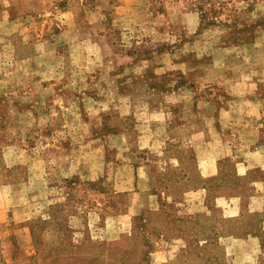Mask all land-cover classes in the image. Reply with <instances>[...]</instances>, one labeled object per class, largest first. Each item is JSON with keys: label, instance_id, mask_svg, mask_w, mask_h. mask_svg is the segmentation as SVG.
Listing matches in <instances>:
<instances>
[{"label": "rangeland", "instance_id": "374dc122", "mask_svg": "<svg viewBox=\"0 0 264 264\" xmlns=\"http://www.w3.org/2000/svg\"><path fill=\"white\" fill-rule=\"evenodd\" d=\"M208 1L0 0L7 264H264V0Z\"/></svg>", "mask_w": 264, "mask_h": 264}, {"label": "crops", "instance_id": "0c3cea01", "mask_svg": "<svg viewBox=\"0 0 264 264\" xmlns=\"http://www.w3.org/2000/svg\"><path fill=\"white\" fill-rule=\"evenodd\" d=\"M132 161H133L132 159L131 160H128V162H127V160H123V161H119L118 160V162L121 165H124V168L128 167V165H131L132 166ZM133 168H134L135 173H136V175L138 177L145 178V179L146 178H150V176L147 173V167H146L145 164H140L137 167H133ZM115 177L117 178L118 177V174ZM123 191H128L127 192V196H130L129 205L131 207H135L137 209H146L152 203V196H151V192H149V190L148 191H145V192H141V191H137V190H134V191L123 190ZM113 220H116L117 221V217H112L110 221L113 222Z\"/></svg>", "mask_w": 264, "mask_h": 264}, {"label": "trees", "instance_id": "16d2710c", "mask_svg": "<svg viewBox=\"0 0 264 264\" xmlns=\"http://www.w3.org/2000/svg\"><path fill=\"white\" fill-rule=\"evenodd\" d=\"M209 1L208 0H195V2L192 3L194 9L201 11L203 9V6L205 4H208ZM221 6H225V4H221ZM202 12V11H201ZM201 20H205L206 21V25L207 26H214L217 23L220 24L221 21L218 20L217 16H215V14H210L209 16L206 13H201ZM237 22H233L231 25V27H233V30H235L237 28L236 26ZM224 27L230 28L229 24H223ZM236 42V40H234ZM1 249V248H0ZM0 264H7L5 262V260H3V258L0 255Z\"/></svg>", "mask_w": 264, "mask_h": 264}]
</instances>
